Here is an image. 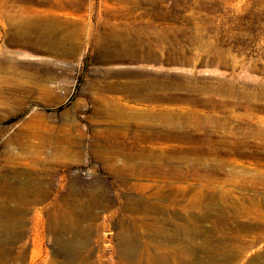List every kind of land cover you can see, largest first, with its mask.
<instances>
[{"label": "rangeland", "instance_id": "obj_1", "mask_svg": "<svg viewBox=\"0 0 264 264\" xmlns=\"http://www.w3.org/2000/svg\"><path fill=\"white\" fill-rule=\"evenodd\" d=\"M28 26L64 30L57 37L74 54L47 50L34 34L10 41ZM0 62V175L14 169L10 190L17 174L30 175L39 197L7 214L20 219L8 234L0 226V238L19 232L0 244V264H72L56 240L80 237L57 231L50 214L78 217L83 199L97 201L80 223L97 228L91 259L124 264L117 233L141 216L174 235L140 242L176 246L183 221L209 225L180 219L197 192L264 198V0H0ZM45 136L70 138L71 152L36 172L20 144ZM9 154L13 168L4 166ZM168 204V215L151 211ZM255 229L224 232L259 235L236 264H264V233ZM220 251L214 260L229 263Z\"/></svg>", "mask_w": 264, "mask_h": 264}, {"label": "bare ground", "instance_id": "obj_2", "mask_svg": "<svg viewBox=\"0 0 264 264\" xmlns=\"http://www.w3.org/2000/svg\"><path fill=\"white\" fill-rule=\"evenodd\" d=\"M16 28L17 29H14L12 36L9 38L11 42L23 44L25 43L24 40H28L27 38L29 34H34L37 36L39 41H41L40 43L43 44V47L47 50L54 49L55 47V49L63 50L64 52L66 51L68 54H74L75 49L71 45H63V41L60 42L61 39L57 37L64 30L59 31L56 27H52L49 29H44L39 33L32 26H28L26 28ZM4 69L5 65L0 62V71H3ZM39 139L41 140L36 144H34V142L29 139H27L26 142L20 144L24 155L30 158L28 165L35 169L36 172L40 171L39 169L46 171V169H48V164H54L57 159L60 161L65 160L67 155H69L70 150L68 148V144H70V138L65 137L58 140H53L47 137H40ZM46 148H49V154L45 153ZM6 160V164L4 165L6 168H13V165L18 163L16 161L17 159L15 160V157L12 154H9ZM8 171H14V169H8L5 174L0 175V226L1 232L4 233H7L10 227H16L20 223V219L17 217L13 218V220H9L7 218V214H19L24 212L26 208H28L27 205L36 202L39 198L35 195V192H31L35 188L31 189L32 178L28 174H17V182L11 185L12 189L10 190L7 187L9 184L6 178L7 174L9 173ZM226 194V192H223L222 195L216 196L215 194L208 195L199 191L195 194V197H193L190 202L184 205L182 212H180V219L184 220L193 218L200 223L208 221L209 225L206 228H203L202 224H191L186 220L180 223V225H178L174 231L179 236V239L181 238V242H183V244L180 245L173 246L169 243L160 244L157 242L142 243L139 241L142 235L147 234H150L151 238L154 240L162 235L161 238L158 239L161 242L162 240H168V238L174 235L165 231L162 227V222L159 220H156L154 223H152L151 225L153 227H151L150 224L145 221L144 216H141L138 218V220H140V224L138 226H133L129 229H120L117 233V237L122 246V252L119 254V258H121L123 261L122 263L218 264L214 260V254L216 251H218V249H221L220 252L222 257L229 261L227 264H236V261L242 255V249L251 245L256 240V238L259 237V235H254L251 237V239L244 240L238 235L232 234V236H228L225 235L224 232H226V229L231 230L234 226H238L243 229L254 227L263 234L264 198L251 197L243 200H235L227 199ZM29 195H32V197H28ZM155 197H158L157 194H155ZM80 201H82L80 203L81 212L77 215L78 217L74 216L75 214L72 211L71 212L74 215L66 213L58 214V211H56L57 214H55V216L54 214H50V220L54 219L55 228L57 231L63 230L64 232H71L74 236L80 237L79 240L75 239L74 237L71 239H64L61 237L57 238V250L61 251V253L64 251L70 254V260L72 264H96L95 261L91 259V248L89 247L91 240L89 237L91 235H95L97 228L93 224H85L82 226L80 223L86 217L91 218L93 215L92 212H89V207L86 206V204L88 202L97 203V201L92 199L90 201L87 200V202L84 199ZM10 202H12L13 205H9ZM137 202L140 205L146 204L144 200ZM169 205L170 204L163 206L153 205L151 207V211L158 212L161 215H168L167 210ZM174 215H177V213ZM50 224H52V222H50ZM17 232L18 231L11 233V238L8 237V240H13L18 237L19 232ZM210 232L213 234L212 238H207L199 242L196 240L197 237H202L203 235H206ZM8 240L7 238H0V244L5 243ZM217 242L222 243L221 246L216 245ZM227 246L228 248L225 249ZM83 247H85V251L80 250V248ZM150 248H152L153 251L149 252ZM196 250L205 251L207 253L208 259L204 260L201 257H194L193 252ZM1 252L2 255H6L8 251L1 250ZM47 264L62 263L57 260H50Z\"/></svg>", "mask_w": 264, "mask_h": 264}]
</instances>
